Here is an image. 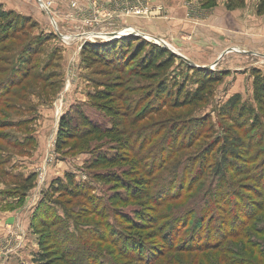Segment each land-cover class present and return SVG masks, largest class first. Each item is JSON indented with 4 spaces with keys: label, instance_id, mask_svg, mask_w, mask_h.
<instances>
[{
    "label": "rangeland",
    "instance_id": "1",
    "mask_svg": "<svg viewBox=\"0 0 264 264\" xmlns=\"http://www.w3.org/2000/svg\"><path fill=\"white\" fill-rule=\"evenodd\" d=\"M201 2L13 0L11 3L14 7L10 4L8 7L11 8L7 9L4 3L5 7L0 5L3 12L17 14L23 24L18 34L0 44V92L3 91L0 93V264H35L33 257L41 236L40 218L51 224L50 231L57 234L58 244L66 249L75 240L79 247L78 242L86 241L83 234L92 232L95 227L99 230L98 234L101 230L105 232L102 229L104 220L84 211V216L80 215L81 210L87 208L86 201L50 190L55 180H63L64 174H70L76 185L90 186L93 194L100 198L105 194L110 195L112 191L116 192V198L122 193L117 186L109 187V193L103 177L99 181L89 178L88 167L85 168L84 164L90 157L84 151H73L75 141L63 148L67 150L66 154L65 151L63 155L55 153L59 119L71 106L89 103V98L94 94L113 91L109 103L119 113H114L112 121L120 129L127 127L129 135L138 141L136 145L132 144L135 140L130 142L129 139L131 151L145 140L140 155L148 150L158 152L160 146L166 148L163 141L174 128L182 138V141L178 139L177 144H186L190 134L188 129L193 127L194 122L201 124V121H206L205 135H201V129L192 130V133L200 134L195 139L197 141L192 142L189 149L176 154L168 163L170 167H177L176 163L184 160L192 164L191 156L199 152L200 156L201 151L210 150L212 143L218 146L215 150L221 143L237 146L230 145L236 136L246 142H257V150L264 151V113L255 103L253 93L254 77H264V15L256 14L258 0H244L243 8L232 11L226 10L223 0H215L210 9H202ZM178 5L187 7L186 20L204 18L206 14L202 10H207L211 15L218 11L233 12V15H223L219 20L221 27L216 30L201 28V36L205 37L199 39L201 42L183 37L182 27L167 28L165 24H157L160 19L155 25L159 31L149 30L150 23L166 16L165 9L177 8ZM139 6L147 7L149 13L142 16L127 14ZM154 7H159L160 11H155ZM134 21L141 22V26H135ZM162 31L169 32L168 36H176L173 38L175 41L162 37L167 34ZM128 38L165 48L176 57L174 66L166 73L152 75V78L136 73L132 66L138 65L139 59L133 60L125 51V59L129 62L126 69L123 68L124 61L117 67L113 64L109 67L106 63L86 60L82 54L84 46L98 50L97 46ZM204 43L208 44V48L201 47ZM183 59L194 68L218 75L219 82L211 87L203 102L176 108L173 98L178 97L181 102L186 94L196 91L199 83L197 72L192 71V67ZM90 63L92 65L87 66ZM26 71L28 77L23 78ZM11 72H17L12 77H22L23 81L9 90ZM133 78L139 85L129 86L128 89L126 80L131 82ZM119 82L123 84L122 89H119ZM160 83L171 87V100L162 102L155 96ZM235 95L239 96L241 107L248 113L244 121L236 120L242 128H234L228 119H222L219 115L221 108ZM83 111L98 126L103 127L108 123L100 113L89 109ZM29 139L34 140V145ZM247 154L250 156L251 152ZM218 157L219 154H210L206 174L194 191L167 206L172 209L185 207L202 193L210 177L215 176L211 164L219 162ZM240 173L228 176L249 196V203H259L258 199H252L254 195L247 187L251 185L249 172ZM31 174L35 176L33 185L24 191L22 182ZM129 184L132 185L131 182ZM102 206L105 207V201ZM259 209L247 226L248 237L230 238L216 250L207 253L165 251L158 258V264H225V258L233 264L241 258L243 261L240 264H264V204ZM118 229L125 236L136 234L134 230L127 232L124 224ZM108 232H111L110 229ZM72 236L74 239L70 241ZM77 236L81 241L76 239ZM249 241L257 244L251 248L247 245ZM46 242L42 243L43 246H46ZM115 245L122 250L119 244ZM155 245L159 246L157 243ZM85 246L98 250L99 255L110 257L102 258L114 260L106 252L110 247L103 242L87 241ZM69 256L86 263L88 254L80 252L77 256ZM116 261L113 264H131Z\"/></svg>",
    "mask_w": 264,
    "mask_h": 264
},
{
    "label": "trees",
    "instance_id": "2",
    "mask_svg": "<svg viewBox=\"0 0 264 264\" xmlns=\"http://www.w3.org/2000/svg\"><path fill=\"white\" fill-rule=\"evenodd\" d=\"M223 1L227 11L244 7V0ZM214 3L215 0H202L201 8L210 9ZM256 14L264 15V0H258ZM18 17L13 12H3L0 7V44L19 33L23 24L18 20ZM132 45L134 46L132 47ZM97 48L98 50L84 46L82 54L85 59L106 63L109 67L112 64L117 67L124 61L123 68L126 69L129 67V62L125 59V51L130 54L133 60L139 59L138 65L132 66L136 73L152 78L154 74L168 72L176 61V57L165 48L136 38H128L108 45L97 46ZM90 65L92 63L87 66ZM191 70L197 72L199 76L198 88L193 94H186L181 102L178 97L173 98L176 108L203 102L211 87L219 82L218 75L208 70L194 67ZM11 74L9 90L20 84L23 78L28 77L27 71L24 72L23 78L12 77L17 72H11ZM126 81L128 89L129 86L139 85L135 78L131 82ZM122 85V82H119V89L123 88ZM0 93L2 94L3 91L1 90ZM112 93L113 91L94 94L89 98V103L73 105L61 116L56 133L55 153L63 155L65 151L63 148L69 142L75 141L72 145L73 151L77 149L84 151L90 157L84 164L85 168H89L86 169L90 174L89 178L92 181H99L100 177H103L109 193V187L115 186L119 187L118 189L122 193L116 198V192L112 191L113 193L105 194L102 199L93 194L90 186L76 185L70 174H64L63 180L57 179L50 186L53 193L79 197L86 201L89 206L83 208L80 215L84 216L82 213L84 211L91 213L101 221L104 220L102 229H105V232L100 228L101 233L98 234L99 230L95 227L92 232L82 233L85 235L86 241L78 242L79 247L76 240L70 242L68 250L58 244L57 234L50 231L51 224L46 219L40 218L41 236L33 262L35 264H113L118 260L131 264H158V258L165 251L207 253L216 250L230 238L248 237L247 226L264 204V151L257 150V142L252 140L246 142L236 136L234 140H231L232 144L230 145L237 146L230 147L221 143V146L215 150L218 146L216 147L212 143L209 146L210 150L201 151L200 156V152L191 156L193 157L192 164L189 160H184L176 163L177 167H170L168 163L176 154L189 149L197 141L195 139L200 134L192 133V130L200 131L201 129V135H205L206 121H201V124L194 122L193 127L188 129L190 134L186 144L183 142L177 144L178 139L182 141V138L179 137L178 130L174 128L170 131L169 137L163 141L166 148L160 146L158 152L148 150L140 155L145 140L131 151L128 141L129 139L130 142L135 140L133 135H129L127 127L120 129L118 124L115 126V122L112 121L114 113H119L115 108H111V103H109ZM171 93V87H167L164 83H160L155 90V96L162 102L171 100ZM253 93L255 103L261 113H264L263 76L256 75L254 77ZM84 109L100 113L108 120V123L103 127L98 126L89 119L87 113H83ZM150 113L153 112L150 111ZM219 115L222 119H228L234 128H242L243 126L236 120L244 121L248 113L244 107H241L239 96L235 95L221 108ZM254 121L257 122L258 119L255 118ZM164 130L165 128L162 129V131ZM160 131L161 129L159 133ZM29 142L34 145L33 139H29ZM137 143L136 140L132 142L136 145ZM212 152L213 155L219 154L220 161L211 164L215 176L210 177L205 190L202 193L199 191V195L187 206L179 209L169 208L167 206L169 203L182 199L187 193L197 188V183L206 174L207 163L210 162L208 160ZM250 152L251 154L248 156L247 153ZM212 159L214 158L212 157ZM239 172H249L251 185L247 187L254 195L252 199H258L259 203H249V196H246L228 176L229 174L231 177ZM34 180L35 176L32 174L26 177L22 182L23 190L31 189ZM130 182L132 185L129 184ZM103 201H105V207L102 206ZM122 224L125 225L127 232L130 233L134 230L136 234L122 235L118 229ZM72 239L74 236L70 237V241ZM76 239L81 241L79 236ZM45 241H47L46 246H43L42 243ZM87 241L107 244L110 248H107L106 252L114 260L105 259L107 256L99 255L98 250L91 249V246L86 248ZM250 241L252 242L251 239ZM250 241L247 245L252 246L251 248L255 247L257 243H250ZM156 243L159 246H156ZM115 244H119L122 250L116 248ZM80 252L88 254L86 263L78 259L74 260L69 256H77ZM229 260L225 258V264L232 263ZM241 261H243L242 258L234 264H240Z\"/></svg>",
    "mask_w": 264,
    "mask_h": 264
},
{
    "label": "crops",
    "instance_id": "3",
    "mask_svg": "<svg viewBox=\"0 0 264 264\" xmlns=\"http://www.w3.org/2000/svg\"><path fill=\"white\" fill-rule=\"evenodd\" d=\"M11 1L13 0H0V5H3L4 4L6 5V8H11V7H8L10 4L13 6V3H11ZM16 1H19V0H16ZM196 1V0H195ZM4 3V4H3ZM194 3V2H193ZM159 8V7H157ZM154 7V9H157ZM187 7H184V5H178V7H172V8H167L165 9V12L167 13L166 16H164L163 18H157L155 19V21H153L152 23H150V28L149 30L150 31H159V29H156L155 28V25L157 24H165L167 25L166 27L169 28L170 26L172 28L176 27V26H179V27H182L183 28V37L186 36V38H188L189 40L193 39V41H196V42H201L199 39L202 37L205 38L204 36H201V28H210V29H214L216 30L217 27H221V22H219V20L221 19V17L223 15H233V12L232 13H227L224 11L223 12H213L212 15L211 14H208L207 10H202V12H204L206 15L204 18H201L200 20H186V15H187ZM203 15V14H202ZM160 19L159 22H157L158 20ZM165 19V20H164ZM157 22V24H156ZM141 22H135L134 21V25L135 26H141L140 24ZM130 24V23H129ZM163 25V26H165ZM162 32H166V31H162ZM166 36L165 35H162V37H165V38H170L171 40L170 41H175V38L176 36H168L169 35V32H166ZM160 34V33H159ZM157 33V35H159ZM161 36V35H160ZM205 47V48H208V44H202L201 47ZM175 47V45H174ZM177 48V47H175ZM195 63V62H194Z\"/></svg>",
    "mask_w": 264,
    "mask_h": 264
},
{
    "label": "built area",
    "instance_id": "4",
    "mask_svg": "<svg viewBox=\"0 0 264 264\" xmlns=\"http://www.w3.org/2000/svg\"><path fill=\"white\" fill-rule=\"evenodd\" d=\"M155 11H160V9L157 8ZM148 13H149V10L147 7L139 6V7L134 8L133 10L128 11L127 14L129 15L131 14L133 16H142Z\"/></svg>",
    "mask_w": 264,
    "mask_h": 264
},
{
    "label": "water",
    "instance_id": "5",
    "mask_svg": "<svg viewBox=\"0 0 264 264\" xmlns=\"http://www.w3.org/2000/svg\"><path fill=\"white\" fill-rule=\"evenodd\" d=\"M162 43V42H161ZM186 63H188L185 59H183ZM189 64V63H188ZM189 66H191L190 64H189ZM191 67H194V66H191ZM195 68H197V67H195Z\"/></svg>",
    "mask_w": 264,
    "mask_h": 264
}]
</instances>
